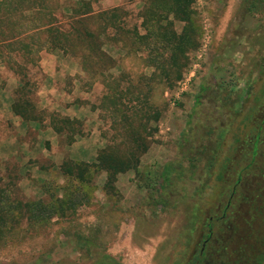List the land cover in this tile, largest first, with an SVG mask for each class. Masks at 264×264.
<instances>
[{
	"label": "rangeland",
	"instance_id": "1",
	"mask_svg": "<svg viewBox=\"0 0 264 264\" xmlns=\"http://www.w3.org/2000/svg\"><path fill=\"white\" fill-rule=\"evenodd\" d=\"M79 1L0 0V64L26 77L17 97L34 101L44 78L35 52L71 38L58 51L73 53L86 69L82 81L99 111L103 157L126 167L114 181L92 170L70 185L59 171L58 190H21L47 205L52 196L62 199L65 214L46 223L21 219L0 243V264H101L106 257L188 264L206 221L221 217L240 175L214 245L240 264L262 262L264 145L251 162L264 119V0H194L192 38L179 50L155 37L180 35L186 23L171 16L173 25L160 27L154 10L165 6L157 0H84L93 3L90 10ZM147 27L153 36L143 39ZM117 85L127 108L114 114L104 101ZM168 164L181 178L160 193Z\"/></svg>",
	"mask_w": 264,
	"mask_h": 264
},
{
	"label": "crops",
	"instance_id": "2",
	"mask_svg": "<svg viewBox=\"0 0 264 264\" xmlns=\"http://www.w3.org/2000/svg\"><path fill=\"white\" fill-rule=\"evenodd\" d=\"M102 4L106 3L102 1ZM39 63L44 78L36 86V98L32 102L43 119L37 121L25 120L14 110L16 93L24 83L0 64L1 171L5 172L6 163L15 165L21 178L19 186L26 196L39 185L58 182L65 162L97 163L104 148L99 111L93 107L94 93L86 91V83L82 81L87 74L83 64L73 53L58 49L39 53ZM51 115L82 122L83 134L73 144H67L52 126Z\"/></svg>",
	"mask_w": 264,
	"mask_h": 264
},
{
	"label": "trees",
	"instance_id": "3",
	"mask_svg": "<svg viewBox=\"0 0 264 264\" xmlns=\"http://www.w3.org/2000/svg\"><path fill=\"white\" fill-rule=\"evenodd\" d=\"M159 3H162V11L159 6L154 10L157 12L158 18L155 19L158 25L163 26L164 22L169 23L170 17L174 16L176 20L186 23V26L183 29V33L178 35L174 30H170L166 32V34L158 35L157 41L159 43L167 42L171 43L172 48L179 50L189 44L190 39L192 38L191 27L189 23L191 22L192 13H191V5L194 0H157ZM82 5L86 6L88 10H90L91 3L84 2L83 0L79 1ZM31 10V9H27ZM91 12H87L83 14V16L89 15ZM106 13V12H102ZM103 16L107 14H102ZM153 25V21L151 23ZM170 26L173 23H169ZM167 28V26H164ZM44 28H49L44 26ZM51 28V27H50ZM50 28L47 31H50ZM148 29V37H143V39H149L153 36V30L149 27ZM71 38L62 37V39H58V41H53L50 45L43 44L39 47V50L35 52V54L41 53L43 50L45 51H53L56 49H62L64 43H70ZM177 40L178 45L174 47V41ZM33 55V54H32ZM103 54L98 53L96 58H101ZM18 76L21 77L20 73L15 72ZM23 84V90L27 86L26 77L21 78ZM118 89L114 90L111 95H108V99L105 100L104 104L108 106L109 109L114 112V114L119 113L121 107L127 108L126 104V96L125 93L122 92V88L120 85H117ZM20 91L16 93V100L14 104V110L16 113L24 118L25 120L37 121L42 120L43 117L35 111V106L32 101H26L25 98H18L17 96L20 94ZM199 97L197 101H199ZM103 104V105H104ZM112 106V107H111ZM51 124L54 129L60 133L65 142L69 145L73 144L76 140V137L83 134V124L77 120H71L66 117H59L56 115H51ZM264 119L261 124L257 125L256 128V137L253 142V152H252V162L255 163L256 157L259 154L261 147L264 145ZM5 172L1 171L2 164L0 163V243L5 242L10 234V231L13 229L15 225H19L21 219H27L28 222H37V223H46L53 217L59 216L61 213L64 215L65 213L62 211V203L63 200L52 196V201L49 205L45 204L42 200L31 201L24 197L20 187V174L15 165L12 166L10 163H6ZM126 163L119 159L113 158L112 156L103 157V152L100 154L97 163L95 164H83V163H75L73 161L65 162L61 168L60 173L64 176L65 179L68 180V184H72L75 179H83L86 178V175L89 171L102 170L108 173V181H114L116 179V174L125 169ZM180 170L171 164L165 165L162 173L160 174V188L159 192H163L165 189L170 187L171 183L175 178H181ZM243 176L240 175L238 178L237 187L240 186ZM59 183L56 180L51 181L50 183L39 185V188L45 193L53 190H58ZM63 189V188H61ZM234 192V191H233ZM236 193V191H235ZM221 218H225V215ZM218 218L210 217L206 221V231L202 237V242L199 249L195 252L191 260L188 264H240V260H230L228 259L230 253L227 247H223L222 249H218L214 245V241L216 238L215 227L217 226ZM101 264H119L116 261H113L110 257H106L105 260ZM251 264H264V260L262 262L255 261Z\"/></svg>",
	"mask_w": 264,
	"mask_h": 264
},
{
	"label": "flooded vegetation",
	"instance_id": "4",
	"mask_svg": "<svg viewBox=\"0 0 264 264\" xmlns=\"http://www.w3.org/2000/svg\"><path fill=\"white\" fill-rule=\"evenodd\" d=\"M237 181H238V180H237ZM237 183H238V182H237ZM239 183H241V182H239ZM233 191H234V192H233ZM233 191H232V194H231V197H230V201H229V203L227 204V206L225 207V209L223 210V213H222L223 216L225 215V218H221V217H222V215H221V217L218 218L217 225H221V224L227 219V217H228V211H229V209H230L231 206H232V200L235 198V196H236L237 193H238V187H237V184H236V186L234 187ZM235 191H236V193H235ZM216 227H217V226H216Z\"/></svg>",
	"mask_w": 264,
	"mask_h": 264
}]
</instances>
